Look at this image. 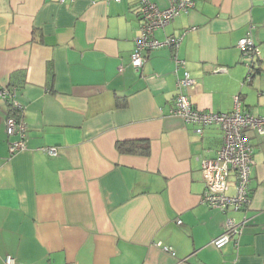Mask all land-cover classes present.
Listing matches in <instances>:
<instances>
[{
	"label": "crops",
	"instance_id": "0c3cea01",
	"mask_svg": "<svg viewBox=\"0 0 264 264\" xmlns=\"http://www.w3.org/2000/svg\"><path fill=\"white\" fill-rule=\"evenodd\" d=\"M193 1L152 33L177 44L136 70L139 0H0V86L15 89L27 126L26 149L10 155L0 99V264H264V135L245 131L248 207L222 212L201 203L198 175L221 130L199 135L170 113L187 73L196 109L229 112L238 97L264 116V0ZM247 33L259 52L248 79ZM128 141L147 154L119 152ZM227 218L241 231L217 249Z\"/></svg>",
	"mask_w": 264,
	"mask_h": 264
},
{
	"label": "built area",
	"instance_id": "2783aa9c",
	"mask_svg": "<svg viewBox=\"0 0 264 264\" xmlns=\"http://www.w3.org/2000/svg\"><path fill=\"white\" fill-rule=\"evenodd\" d=\"M64 2L65 0H59ZM119 1V0H116ZM139 16L142 26L134 39V47L130 54V65L138 70L145 61L146 53L162 46H175L178 39L166 38L164 42L152 36L154 30L169 23L180 13H185L194 7L193 0H169L165 9H159L149 0H139ZM237 46L250 59L258 55V48L254 46L249 34L238 40ZM250 62V61H249ZM249 62L246 63L249 68ZM250 76L247 75V79ZM194 81L184 73L177 79V94L173 100L170 113L181 118L186 124L195 126V132L202 134L205 127L217 126L223 136L222 146L217 150L215 157L200 160L199 179L204 183L205 190L201 196V203L207 207L239 211L248 207L250 203L249 183L253 165V149L245 135L246 130H252L258 135H264V116L253 115L242 108L238 97L234 99L233 108L229 112H206L196 109L189 96L182 91L185 87H192ZM15 89L0 86V99L7 104L5 118L6 135L12 138L8 142L10 155L26 149V124L18 117L22 106L14 97ZM43 151L55 156L58 149L55 146H46ZM233 180V193L230 194L229 180ZM241 223L232 218L224 222V231L211 241V245L219 249L226 245L230 239L241 231ZM163 250L172 251L171 247L164 246ZM5 264H16L15 259L9 255L4 258Z\"/></svg>",
	"mask_w": 264,
	"mask_h": 264
},
{
	"label": "trees",
	"instance_id": "16d2710c",
	"mask_svg": "<svg viewBox=\"0 0 264 264\" xmlns=\"http://www.w3.org/2000/svg\"><path fill=\"white\" fill-rule=\"evenodd\" d=\"M254 56H256V55H254ZM254 63H256V61L254 60V58H251V60L249 62V69H248V72H247V75H249V76L252 75V71L251 70L252 69L255 70ZM256 71H254V72L256 73ZM116 148L121 153L147 154V152H148V146L146 144L139 143V142H134V141L118 142L116 144Z\"/></svg>",
	"mask_w": 264,
	"mask_h": 264
},
{
	"label": "rangeland",
	"instance_id": "374dc122",
	"mask_svg": "<svg viewBox=\"0 0 264 264\" xmlns=\"http://www.w3.org/2000/svg\"><path fill=\"white\" fill-rule=\"evenodd\" d=\"M230 194H232V193H230Z\"/></svg>",
	"mask_w": 264,
	"mask_h": 264
}]
</instances>
